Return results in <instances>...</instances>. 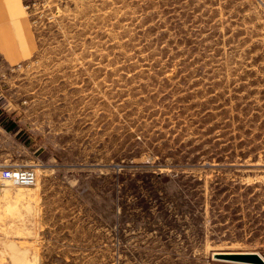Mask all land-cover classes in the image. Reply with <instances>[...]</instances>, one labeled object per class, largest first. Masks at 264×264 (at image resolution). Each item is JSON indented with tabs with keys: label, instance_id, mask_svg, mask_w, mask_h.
<instances>
[{
	"label": "rangeland",
	"instance_id": "obj_1",
	"mask_svg": "<svg viewBox=\"0 0 264 264\" xmlns=\"http://www.w3.org/2000/svg\"><path fill=\"white\" fill-rule=\"evenodd\" d=\"M11 164L0 264L264 261V0H0Z\"/></svg>",
	"mask_w": 264,
	"mask_h": 264
},
{
	"label": "built area",
	"instance_id": "obj_2",
	"mask_svg": "<svg viewBox=\"0 0 264 264\" xmlns=\"http://www.w3.org/2000/svg\"><path fill=\"white\" fill-rule=\"evenodd\" d=\"M0 177L12 185L21 186H32L37 181V173L34 168L14 164L3 166L0 170Z\"/></svg>",
	"mask_w": 264,
	"mask_h": 264
},
{
	"label": "water",
	"instance_id": "obj_3",
	"mask_svg": "<svg viewBox=\"0 0 264 264\" xmlns=\"http://www.w3.org/2000/svg\"><path fill=\"white\" fill-rule=\"evenodd\" d=\"M219 258L227 259L239 263H257L263 264V260L256 254H231V255H218Z\"/></svg>",
	"mask_w": 264,
	"mask_h": 264
},
{
	"label": "trees",
	"instance_id": "obj_4",
	"mask_svg": "<svg viewBox=\"0 0 264 264\" xmlns=\"http://www.w3.org/2000/svg\"><path fill=\"white\" fill-rule=\"evenodd\" d=\"M2 123V122H1ZM5 127V126H4ZM15 127H16V125H12V127H6V129H10V130H12V129H15Z\"/></svg>",
	"mask_w": 264,
	"mask_h": 264
},
{
	"label": "crops",
	"instance_id": "obj_5",
	"mask_svg": "<svg viewBox=\"0 0 264 264\" xmlns=\"http://www.w3.org/2000/svg\"><path fill=\"white\" fill-rule=\"evenodd\" d=\"M5 1V0H4Z\"/></svg>",
	"mask_w": 264,
	"mask_h": 264
}]
</instances>
